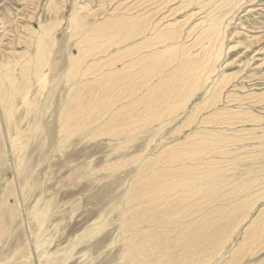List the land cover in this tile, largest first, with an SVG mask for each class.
Here are the masks:
<instances>
[{"label": "rangeland", "instance_id": "1", "mask_svg": "<svg viewBox=\"0 0 264 264\" xmlns=\"http://www.w3.org/2000/svg\"><path fill=\"white\" fill-rule=\"evenodd\" d=\"M0 264H264V0H0Z\"/></svg>", "mask_w": 264, "mask_h": 264}, {"label": "bare ground", "instance_id": "2", "mask_svg": "<svg viewBox=\"0 0 264 264\" xmlns=\"http://www.w3.org/2000/svg\"><path fill=\"white\" fill-rule=\"evenodd\" d=\"M173 77V76H172ZM173 85V84H172ZM206 92V91H205ZM68 106V105H67ZM73 107V106H72ZM71 109V108H70ZM73 110V109H72ZM67 112H68V110H67ZM71 120V119H70ZM69 123V122H68ZM71 124V123H70Z\"/></svg>", "mask_w": 264, "mask_h": 264}]
</instances>
